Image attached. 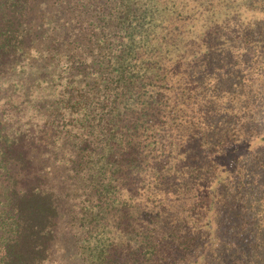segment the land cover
I'll return each mask as SVG.
<instances>
[{
	"label": "trees",
	"instance_id": "1",
	"mask_svg": "<svg viewBox=\"0 0 264 264\" xmlns=\"http://www.w3.org/2000/svg\"><path fill=\"white\" fill-rule=\"evenodd\" d=\"M0 264H264V0H0Z\"/></svg>",
	"mask_w": 264,
	"mask_h": 264
}]
</instances>
